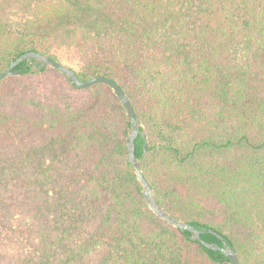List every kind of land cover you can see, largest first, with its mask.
<instances>
[{"label":"trees","instance_id":"16d2710c","mask_svg":"<svg viewBox=\"0 0 264 264\" xmlns=\"http://www.w3.org/2000/svg\"><path fill=\"white\" fill-rule=\"evenodd\" d=\"M29 51L115 79L159 205L264 264V0H0V72ZM129 129L104 83L0 81V264H230L148 207Z\"/></svg>","mask_w":264,"mask_h":264},{"label":"water","instance_id":"95a60500","mask_svg":"<svg viewBox=\"0 0 264 264\" xmlns=\"http://www.w3.org/2000/svg\"><path fill=\"white\" fill-rule=\"evenodd\" d=\"M23 61H25L26 63L22 67H18V65ZM29 66H32L37 70H39L43 66H51L58 70L65 77H67L70 83L76 86L77 88L85 89L92 87L97 83H104L108 85L112 89L115 96L120 100L121 105L125 107L130 121V129L128 131L126 141L128 159L132 163V166H134L136 177L141 186L143 187V196L148 207L157 216L167 221L171 225L178 227L180 230L190 231L192 233V239L201 242L204 246L210 249L223 252L225 256L230 260V264H240L236 250L232 248L226 241H224L223 237H221L218 233L212 230L215 235L222 239V245L214 244L213 242H208L204 240L201 237V231L198 230V228L186 221L178 219L170 212H168L164 207L159 205L155 197L154 189L145 177L143 169L141 167L142 160L149 149L147 131L144 125L142 124L134 106L131 104L132 102L127 96L124 88L115 79L104 75H96L88 79H81L73 68L67 66L61 61L56 60L53 57L44 53H40L37 51H29L23 53L18 58L13 60L8 66V68L0 72V81L9 76L20 75L22 73V70L28 68ZM139 134H142V136L146 140V143L144 145L142 155L140 157H137L135 140Z\"/></svg>","mask_w":264,"mask_h":264}]
</instances>
